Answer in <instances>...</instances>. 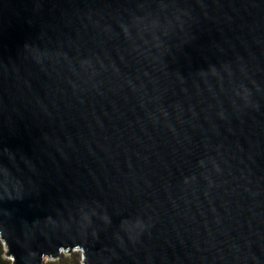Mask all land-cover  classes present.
<instances>
[{"label": "water", "instance_id": "water-1", "mask_svg": "<svg viewBox=\"0 0 264 264\" xmlns=\"http://www.w3.org/2000/svg\"><path fill=\"white\" fill-rule=\"evenodd\" d=\"M0 240L264 264V0H0Z\"/></svg>", "mask_w": 264, "mask_h": 264}, {"label": "trees", "instance_id": "trees-1", "mask_svg": "<svg viewBox=\"0 0 264 264\" xmlns=\"http://www.w3.org/2000/svg\"><path fill=\"white\" fill-rule=\"evenodd\" d=\"M0 264H13L6 256L5 246L0 240ZM44 264H82V254L79 251H71L61 255L58 259H49Z\"/></svg>", "mask_w": 264, "mask_h": 264}, {"label": "rangeland", "instance_id": "rangeland-1", "mask_svg": "<svg viewBox=\"0 0 264 264\" xmlns=\"http://www.w3.org/2000/svg\"><path fill=\"white\" fill-rule=\"evenodd\" d=\"M80 252V251H79ZM67 253V252H66ZM81 253V252H80ZM64 254V253H63ZM47 260H49V259H46L45 261H47Z\"/></svg>", "mask_w": 264, "mask_h": 264}]
</instances>
